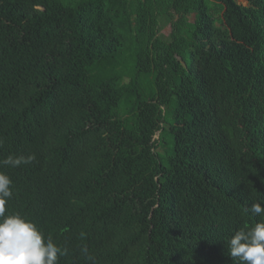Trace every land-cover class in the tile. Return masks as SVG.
Returning <instances> with one entry per match:
<instances>
[{
    "label": "trees",
    "instance_id": "1",
    "mask_svg": "<svg viewBox=\"0 0 264 264\" xmlns=\"http://www.w3.org/2000/svg\"><path fill=\"white\" fill-rule=\"evenodd\" d=\"M0 0L7 213L58 264H237L264 217V0ZM87 249V255L82 249Z\"/></svg>",
    "mask_w": 264,
    "mask_h": 264
},
{
    "label": "clouds",
    "instance_id": "2",
    "mask_svg": "<svg viewBox=\"0 0 264 264\" xmlns=\"http://www.w3.org/2000/svg\"><path fill=\"white\" fill-rule=\"evenodd\" d=\"M34 160V154L9 155L0 164L15 168ZM12 184L11 178L0 172V264H58L67 249L54 244L51 236L45 238L32 221L20 214L7 213ZM251 212L264 217V206L253 203ZM82 251L87 255L86 248ZM227 252L237 264H264V221L236 230L227 240ZM87 258L95 264L94 257Z\"/></svg>",
    "mask_w": 264,
    "mask_h": 264
},
{
    "label": "rangeland",
    "instance_id": "3",
    "mask_svg": "<svg viewBox=\"0 0 264 264\" xmlns=\"http://www.w3.org/2000/svg\"><path fill=\"white\" fill-rule=\"evenodd\" d=\"M238 4L245 6L246 4L244 3V0H236ZM245 4V5H244Z\"/></svg>",
    "mask_w": 264,
    "mask_h": 264
},
{
    "label": "crops",
    "instance_id": "4",
    "mask_svg": "<svg viewBox=\"0 0 264 264\" xmlns=\"http://www.w3.org/2000/svg\"><path fill=\"white\" fill-rule=\"evenodd\" d=\"M244 3H245V0H244ZM245 4H246V3H245ZM245 4H244V5H245Z\"/></svg>",
    "mask_w": 264,
    "mask_h": 264
}]
</instances>
